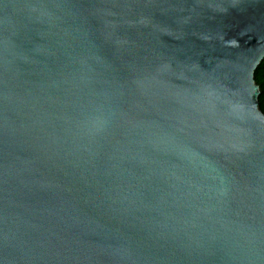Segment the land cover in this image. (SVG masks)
<instances>
[{
	"label": "water",
	"instance_id": "95a60500",
	"mask_svg": "<svg viewBox=\"0 0 264 264\" xmlns=\"http://www.w3.org/2000/svg\"><path fill=\"white\" fill-rule=\"evenodd\" d=\"M264 0H0V264H264Z\"/></svg>",
	"mask_w": 264,
	"mask_h": 264
},
{
	"label": "trees",
	"instance_id": "16d2710c",
	"mask_svg": "<svg viewBox=\"0 0 264 264\" xmlns=\"http://www.w3.org/2000/svg\"><path fill=\"white\" fill-rule=\"evenodd\" d=\"M255 81L257 85L260 87V98H259V106L260 110L264 114V60L261 62L259 67L257 68L255 72Z\"/></svg>",
	"mask_w": 264,
	"mask_h": 264
}]
</instances>
